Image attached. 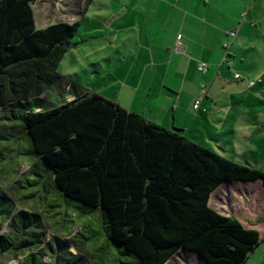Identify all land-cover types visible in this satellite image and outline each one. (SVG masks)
Instances as JSON below:
<instances>
[{
  "label": "trees",
  "instance_id": "16d2710c",
  "mask_svg": "<svg viewBox=\"0 0 264 264\" xmlns=\"http://www.w3.org/2000/svg\"><path fill=\"white\" fill-rule=\"evenodd\" d=\"M36 1L0 0V110L19 119L10 131L28 140L50 169L51 183L66 198L99 209L108 240L139 264H165L179 249L196 253L204 264H244L259 243L258 231L212 209L209 198L226 180L264 185V172L73 82L62 81L72 100L36 110L33 103L62 79L57 68L79 25L60 21L37 29ZM4 119L12 121L7 114ZM10 205L0 217V226H8L0 238L15 233ZM17 213L31 214L23 208ZM31 225L39 231L40 216ZM36 231L18 235L15 248L9 239L0 257L9 258L8 247L26 254ZM65 242L66 249L74 246Z\"/></svg>",
  "mask_w": 264,
  "mask_h": 264
},
{
  "label": "crops",
  "instance_id": "0c3cea01",
  "mask_svg": "<svg viewBox=\"0 0 264 264\" xmlns=\"http://www.w3.org/2000/svg\"><path fill=\"white\" fill-rule=\"evenodd\" d=\"M56 1L69 2L68 6L65 4L68 13L75 12V21H78L77 17H84L95 0ZM103 2L98 9L103 11L104 24L93 30L87 51L91 55L107 50L101 55L104 61L111 59L107 52L115 49L122 63L126 52L134 53L131 60L134 64L120 71L119 80L123 88L135 94L127 92L135 101L125 105L98 94L164 129H179L195 143L198 137L204 143L214 142L224 147L223 142H226L229 148L240 145L250 154L257 153L256 145L248 150V141H264V0ZM53 5L56 10L62 7L57 2ZM126 18L132 20L125 21ZM231 31L236 33L232 40L227 36ZM224 42H229L227 50L223 48ZM176 47L180 52L175 51ZM134 65L135 73L132 72ZM200 65L206 67V73L198 70ZM234 73L241 79L234 80ZM248 80L259 82L249 87ZM201 86H206L207 90L196 109L200 111L198 115L194 113L193 102ZM54 88L61 92L41 95L33 103L36 110H40L44 96L50 95L47 105L74 98L65 83L54 85ZM240 182L244 188L236 192L239 199L236 197L229 203L218 198L219 208L212 209L237 218L247 229H255L245 221L260 219L264 223V185L258 180ZM230 195L226 192V196Z\"/></svg>",
  "mask_w": 264,
  "mask_h": 264
},
{
  "label": "rangeland",
  "instance_id": "374dc122",
  "mask_svg": "<svg viewBox=\"0 0 264 264\" xmlns=\"http://www.w3.org/2000/svg\"><path fill=\"white\" fill-rule=\"evenodd\" d=\"M55 2L62 7L58 6L57 10L54 9ZM104 2L95 0L90 4L91 9L86 11L84 17H80V15L77 17L79 21L77 31L70 40V48L63 55L57 68L62 79L55 82V85H60L62 81H70L84 90L100 93L106 98H114L125 105H132L135 101L132 95L135 94L123 88L119 75L120 71H125L130 67L129 65L134 64L131 61L134 58V53L126 52V59L122 63L118 61V51L115 49L107 52L111 55V59L104 61L101 55L107 50L91 55L87 51V44L90 43V37L92 39L93 30L101 28L100 26L104 22L103 11L98 9L101 7L99 3ZM68 3L67 1L37 0L31 6L35 27L41 29L60 21L75 22L74 14L76 13L73 12V15L68 13L69 10L65 6V4L68 6ZM110 4L118 5L114 2ZM128 19L132 20L126 18L125 21H129ZM122 21L124 22V19ZM130 61L131 64H128ZM124 65L126 66L124 67ZM135 71L134 65L132 72L135 73ZM59 91V88H54L52 93H49L55 95ZM127 92L132 95L130 96V93ZM50 95L43 97L44 101L40 104L42 110L47 109V100ZM52 101L54 102V99ZM191 108L192 105L189 109ZM194 111V113L200 114V111L195 109ZM6 114L9 120L13 119L10 113L8 115L5 111L0 110V217L6 215L7 204H11L12 214H14V221L11 225L14 227L15 233L7 235L6 238H0V248L7 246L6 242L9 239L12 240L14 248L17 247L19 239L16 237L26 231H36L31 223H37L39 216L43 226L39 231H36L37 237L30 238L31 244H29V248H26V254L17 253L16 249L13 253L12 249L9 250L10 247H8V251L11 252L9 258L3 256L0 257V260L6 264H139L134 256L122 254L119 246L108 240L99 209H91L66 198L51 183L50 169L42 159L32 152L28 140L25 137H20V134L10 131L12 126H16L13 124L14 122L20 123L19 119L16 118L9 123L4 119ZM17 131L21 130L18 128ZM195 140L199 145L221 156H227L226 158L233 162L249 165L264 172V141L261 139L258 141L259 143H256V139L248 141V150L250 151L252 146L256 145V154H250L246 151L245 146L235 145L238 147L232 149L225 144L226 142H223L224 147H221V144L217 143L216 145L214 142L204 143L198 137ZM238 152H241L240 155ZM246 152L248 153L246 154ZM29 168L34 174H30ZM242 183L233 180L223 182L218 191L216 189L211 195L209 206L214 209L215 207L219 208L218 198L223 202L226 200L230 201L229 203L233 202V199L238 198L236 192H242L244 188ZM11 185L14 186V190L9 192L8 188ZM218 192L224 196L216 194ZM226 192L231 195L226 196ZM5 196L10 199L11 203L5 200ZM229 205L231 206V204ZM22 208L27 209V212L31 214L17 213ZM31 209L36 210L28 211ZM241 220L245 221L243 218ZM245 222L254 225L255 230L259 233V243L249 252L244 264H264V223H261L260 219L258 221L249 219ZM7 231V222L2 223L0 235L6 234ZM54 237H58L61 242L55 240ZM39 239L40 242H38ZM64 240L68 244L71 241L74 246L70 244L71 247L66 249L68 245L66 242L63 243ZM15 253L19 255L16 256ZM12 256L14 259L11 260ZM166 264H204V262L196 253L179 249Z\"/></svg>",
  "mask_w": 264,
  "mask_h": 264
},
{
  "label": "built area",
  "instance_id": "2783aa9c",
  "mask_svg": "<svg viewBox=\"0 0 264 264\" xmlns=\"http://www.w3.org/2000/svg\"><path fill=\"white\" fill-rule=\"evenodd\" d=\"M227 36H228L230 39H233V38L236 36V33H235V31H231V32H229V33L227 34ZM228 47H229V43H228V42H226V43L223 44V48H224L225 50H227ZM175 51H176V52H180V48L176 47V48H175ZM198 70H199L201 73H206V71H207V69H206V67H205L204 65H200L199 68H198ZM233 79H234V80H239V79H241V76H240L238 73H234V74H233ZM256 82H259V80H257V81H254V80H248V81H247V85H248L249 87H251V86H253ZM206 90H207V87H206V86H201V87H200L199 92H198V98H197V99L194 101V103H193V109L196 110V109L199 108V105H200V101H201V99H202L203 97H205V95H206Z\"/></svg>",
  "mask_w": 264,
  "mask_h": 264
}]
</instances>
